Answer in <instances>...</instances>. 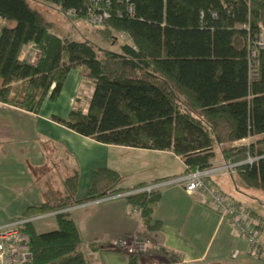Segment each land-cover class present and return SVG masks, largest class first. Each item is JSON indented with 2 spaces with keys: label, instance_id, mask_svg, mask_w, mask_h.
Masks as SVG:
<instances>
[{
  "label": "trees",
  "instance_id": "trees-1",
  "mask_svg": "<svg viewBox=\"0 0 264 264\" xmlns=\"http://www.w3.org/2000/svg\"><path fill=\"white\" fill-rule=\"evenodd\" d=\"M45 1L64 12L74 9L75 20L87 18L90 0ZM110 11L80 40L56 32L29 0H0V102L38 114L47 97L58 99L77 68L93 83V93L87 107L77 97L66 118L54 117L57 122L104 144L172 150L186 173L215 160L257 158L239 165L236 175L248 187L264 189V47L256 45L264 36V0H111ZM119 32L131 42L119 43ZM247 138L255 140L243 143ZM120 178L111 168L96 169L87 197L78 200L75 171L64 180L63 194L23 215L120 193ZM160 196L158 189L126 197L142 208L150 236L162 228L153 217ZM55 219L54 230L27 226L32 264H89L71 213Z\"/></svg>",
  "mask_w": 264,
  "mask_h": 264
},
{
  "label": "crops",
  "instance_id": "crops-1",
  "mask_svg": "<svg viewBox=\"0 0 264 264\" xmlns=\"http://www.w3.org/2000/svg\"><path fill=\"white\" fill-rule=\"evenodd\" d=\"M93 90V83L74 68L58 99L51 101L47 97L38 114L0 102V178L15 189L13 197L20 192L18 188L26 189V197L19 201L22 214L16 219L28 207L63 194L64 180L75 171L80 173L76 198L85 199L94 171L107 167L120 174L117 188L121 192L88 206L75 205L70 211L89 264H264L249 254L247 240L237 237L226 219L203 204L197 194L188 193L181 183L169 181L183 176L187 170L184 160L172 150L104 144L54 119L66 118L77 97L87 107L85 93L89 101ZM252 139H244L243 143ZM214 180L242 207L264 220V202L256 201L263 195L261 191L249 188L236 174L217 175ZM154 183L162 184L153 215L162 228L153 236L163 251L159 249L147 258L130 256L114 248L113 241L147 232L137 208L118 195ZM8 195L0 190V202ZM45 226L47 231L58 227L52 222Z\"/></svg>",
  "mask_w": 264,
  "mask_h": 264
},
{
  "label": "built area",
  "instance_id": "built-area-1",
  "mask_svg": "<svg viewBox=\"0 0 264 264\" xmlns=\"http://www.w3.org/2000/svg\"><path fill=\"white\" fill-rule=\"evenodd\" d=\"M128 1V0H126ZM111 0H90L87 20L93 26H101L111 17ZM129 12L133 15L134 7L129 6ZM69 16H76L74 9L66 10ZM122 36L130 39V36L122 32ZM257 46L264 47V36L256 43ZM251 54L256 56V47L252 48ZM254 63L256 61L254 60ZM257 158L249 157L244 162H219L206 169H197L183 176L171 179V182H179L190 194H197L201 202L212 208L223 219H226L232 232L239 238L247 240L249 244V254L264 261V235L262 229L264 220L261 216L252 210L242 207L232 197L227 195L215 183L214 177L221 174L235 175L237 168L243 163L252 164ZM162 184L154 183L137 189L129 190L118 196L126 198L127 196L147 192L151 194L158 190ZM115 195V194H114ZM112 195L100 199L91 200L76 204L75 207L88 206L94 201L111 198ZM113 197V196H112ZM85 203V204H84ZM140 214V220L143 221L142 208L136 207ZM72 207L51 211L46 213H37L22 215L14 221L0 225V264H32L33 253L31 249V236L27 232L29 224H35L37 221H43L50 217H55L59 212H70ZM150 236L147 234L135 233L128 236L117 238L113 241L112 246L122 250L130 256H140L142 253H148L150 249L159 250L158 243L152 241L148 246ZM149 247V248H148Z\"/></svg>",
  "mask_w": 264,
  "mask_h": 264
},
{
  "label": "rangeland",
  "instance_id": "rangeland-1",
  "mask_svg": "<svg viewBox=\"0 0 264 264\" xmlns=\"http://www.w3.org/2000/svg\"><path fill=\"white\" fill-rule=\"evenodd\" d=\"M29 1L31 5L39 9L49 21L54 23L56 32H58L60 35H70L74 39L81 40L85 38L83 35V30H85V28L96 27L91 25L90 22L87 20V18L86 20L84 19L75 20V17L66 14V12L62 11L55 3L45 0H29ZM4 23L5 21L2 18H0V27ZM9 25L10 26L14 25V22H9ZM117 36H118L117 39H119V43L131 42V38L130 39H127V37L123 38L122 32L117 33ZM95 41L98 42V39H95ZM103 45L107 46L106 44ZM85 94L86 95L84 101L87 103L88 102L87 93ZM83 106H85V103H83ZM252 140H255V138H253ZM220 162H224V161H220ZM217 163H219V161L218 162L216 161V164ZM4 180H5L4 178H0V190H2V192L4 191L9 195L7 198H4L6 199L5 201L0 202V225L14 221L18 215L22 214L21 207H23V205H21L19 201H21L24 197H26V195L23 194L24 192H26L25 188H18L17 191L20 192L19 193L17 192L13 197L12 193L14 192L13 190L15 189L12 188L11 186H8V181H4ZM251 189H254V191L255 189L261 191L263 195L258 196V198L256 197L257 199H260L256 201L264 202V189L261 188H251ZM49 222L56 223L55 217H50L43 221H37L35 223V227L37 231L38 232L47 231L48 228L45 225L46 223ZM151 240L157 243L156 238L154 236H150V241H148V246H151V242H152ZM154 252H156V250L150 249L148 253H142L140 257L147 258L150 254H153Z\"/></svg>",
  "mask_w": 264,
  "mask_h": 264
}]
</instances>
